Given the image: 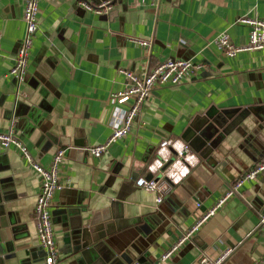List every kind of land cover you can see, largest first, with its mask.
I'll list each match as a JSON object with an SVG mask.
<instances>
[{
    "label": "crops",
    "instance_id": "obj_1",
    "mask_svg": "<svg viewBox=\"0 0 264 264\" xmlns=\"http://www.w3.org/2000/svg\"><path fill=\"white\" fill-rule=\"evenodd\" d=\"M111 1L98 15L76 0H40L39 28L28 75L18 84L9 71L25 36L27 0H0V132L15 122L16 135L34 160L49 168L59 149L64 189L55 195L53 225L58 264H87L66 242L64 209L84 206L91 215L114 211L134 225L109 239L125 264H199L233 248L224 264H257L264 256V177L208 220L167 262L161 257L245 172L264 163V51L227 57L216 40L248 43L244 16L264 20V0H90ZM144 1V2H143ZM151 40L143 47L131 40ZM167 59L204 64L177 86H156L131 133L101 157L87 149L112 135V93L127 86L122 72L144 76ZM258 107L206 161L193 150V166L173 168L175 183L163 203L139 188L137 179L154 175L164 141L184 144L182 135L196 116ZM260 118H263L262 120ZM41 182L17 148L0 146V248L8 264H41L34 212ZM200 203L201 206L197 207ZM140 220V222H138Z\"/></svg>",
    "mask_w": 264,
    "mask_h": 264
},
{
    "label": "built area",
    "instance_id": "obj_2",
    "mask_svg": "<svg viewBox=\"0 0 264 264\" xmlns=\"http://www.w3.org/2000/svg\"><path fill=\"white\" fill-rule=\"evenodd\" d=\"M39 2L40 0H27L24 10V21L26 24L25 36L18 48L15 65L9 71L18 84L23 83L28 75V66L34 39L39 28ZM77 4L87 11L98 15H108L113 9L111 1L93 3L90 0H76ZM144 2V1H143ZM239 23L250 28L249 41L247 44L237 46L230 40L228 34H221L216 40L218 49L227 57H234L240 52L264 51V20L244 16ZM131 40L143 47H151V40H141L133 37ZM205 69L204 64L195 63L184 59H167L150 69L144 76H138L134 72L122 71L127 78L125 89L114 92L110 95L109 101L113 106V114L110 126L113 130L110 138L104 143L93 146L87 151L95 157H101L116 142L125 139L132 131L135 120L140 115L143 105L150 98L156 86H177L190 78L195 73ZM0 146L5 150L15 147L30 164L41 182L40 192L36 199L34 208L37 222V237L40 248L45 252V258L41 264H58L59 249L55 240L53 208L54 198L57 192L64 189L59 179V166L63 162L67 149H59L52 159L49 168L37 163L31 155L28 147L16 135L15 122L12 121L6 132H0ZM160 160L154 167V175L151 179L140 178L136 185L146 191L156 194V202L163 203L164 199L172 190L175 178L172 173L174 168H188L193 166V149L189 144H180L177 141H164L158 150ZM172 159V161H170ZM264 173V163L258 164L247 172L243 173L226 191V193L195 223L190 226L178 241L161 257L162 262L172 259L173 255L188 242L202 226L214 217L217 212L227 203L228 200L240 194L245 186L257 180ZM201 204L198 203L197 207ZM260 223L264 226V215H261ZM233 248H227L216 258L209 259L203 256L199 264H224L233 253ZM135 264H141L136 262ZM264 264V256L257 262Z\"/></svg>",
    "mask_w": 264,
    "mask_h": 264
},
{
    "label": "water",
    "instance_id": "obj_3",
    "mask_svg": "<svg viewBox=\"0 0 264 264\" xmlns=\"http://www.w3.org/2000/svg\"><path fill=\"white\" fill-rule=\"evenodd\" d=\"M258 111V107L218 112L210 109L204 115L194 118L183 133L182 139L203 159L214 161L212 155L220 145L251 114L258 116ZM262 176L264 177V173ZM152 177L150 175L147 179ZM64 221L67 223L66 242L70 241L72 252L80 254L87 264H125L111 247L109 239L117 231L134 225L136 220L125 219L121 212L115 211L113 215L98 217L91 215L89 207L80 205L64 209ZM45 255L44 252L43 259ZM12 259L13 256L5 255L0 248V264H8Z\"/></svg>",
    "mask_w": 264,
    "mask_h": 264
}]
</instances>
